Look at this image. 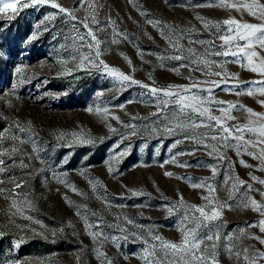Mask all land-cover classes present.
I'll return each instance as SVG.
<instances>
[{
  "label": "rangeland",
  "instance_id": "rangeland-1",
  "mask_svg": "<svg viewBox=\"0 0 264 264\" xmlns=\"http://www.w3.org/2000/svg\"><path fill=\"white\" fill-rule=\"evenodd\" d=\"M27 2L31 5V0ZM7 3L16 4L17 11L13 15L8 8L0 13V132L4 133L0 152L9 150L0 156L4 160L0 165L4 168L0 172V189H4L0 193V232L4 233L0 236V264H106L103 257L97 258L98 252L105 253L112 264H145L140 258L145 249L160 243L153 236L179 242L185 214L193 213L190 206L207 204L202 197L209 195L208 188L191 187L205 178L215 188L214 201L231 206L221 209L219 219L204 222L206 226L199 230L200 235L220 234L216 249L219 264H245L244 248L249 249V254L255 249L264 251V245L249 238L253 234L264 236L259 227H250L264 216L244 207L248 198L264 204L260 195L264 185L251 179L255 176L264 180V160L243 151L238 156L234 147L220 149L224 159L216 153L208 155L211 148L202 146L191 154L196 145L184 139L185 134L209 133V129L199 128L195 133L192 129H177L169 135L165 127L184 120L177 116L175 106L160 112L157 98L148 89L140 84H121L99 64L102 59L141 84L171 91L176 89H168V85L219 81V77L205 75L209 69L203 64L193 70L196 65L180 67L188 65L189 59L170 57H188L187 47L196 49L191 60L202 57L209 46L190 45L189 40L213 41L219 46L222 41L216 33L224 34L227 26L221 24L217 29L215 22L234 18L241 23L260 24L264 21L258 10L253 16L247 10L220 7L219 0H211L212 6H203L209 0H55L71 11L76 17L72 20L52 7V0L28 7L17 4V0ZM257 3L264 4V0ZM93 17L98 24L92 23ZM148 20L169 25L174 37L183 33L180 44L184 50L173 49ZM81 21L87 22L101 41L99 58L94 57L95 46L91 50L87 46L91 38ZM164 31L167 36L168 29ZM114 34L117 43L112 42ZM79 36H85L84 41ZM254 48L264 58V50L258 45ZM218 50L221 49H211ZM90 54L94 64L85 61L80 67V57ZM207 59L215 62L211 71L236 74L227 85L213 87L216 99L238 105L231 112L236 119L228 124L244 125L249 119L257 120L246 109L264 113V105L259 103L264 96L258 91L262 85L252 83L264 80V75L251 71L242 55H209ZM237 59L239 62H234ZM253 59L259 63V58ZM237 84L233 92L223 90ZM249 89L253 95L243 94ZM13 135L17 140L11 139ZM244 138L258 141L259 136L245 131ZM176 140L182 143L173 148ZM207 143L220 148L218 141ZM261 147L264 145L248 146V150L259 155ZM13 148L17 151L12 152ZM173 157L176 163L171 162ZM241 159L250 167L242 165ZM21 162L26 166L22 167ZM211 166L217 168L215 176ZM109 167L113 169L111 173ZM166 172L174 175L166 176ZM229 176H238L245 186L236 184L233 189L235 180L225 183ZM16 184L22 186L16 188ZM12 199L24 209L23 214L13 215L16 209L11 207ZM89 224L93 227L89 228ZM193 226L187 222V227ZM241 229L245 230L243 236ZM91 232L101 235L94 240ZM111 237L117 239L113 241ZM21 238L23 242L17 247ZM226 246H234L233 254ZM235 252H240L241 258ZM158 255L163 258L162 253Z\"/></svg>",
  "mask_w": 264,
  "mask_h": 264
},
{
  "label": "snow or ice",
  "instance_id": "snow-or-ice-1",
  "mask_svg": "<svg viewBox=\"0 0 264 264\" xmlns=\"http://www.w3.org/2000/svg\"><path fill=\"white\" fill-rule=\"evenodd\" d=\"M50 0H31V5H43L49 3ZM83 0H81V3ZM17 4H22L24 7L31 6L27 0H17ZM52 7L59 9L61 13H66L70 16L72 20H75L76 17L71 14V11L67 8L62 7L60 4L55 3V0H52ZM201 6V5H198ZM203 6H212L211 0L207 5ZM218 6L220 7H229L236 9L237 11L240 10H247L251 15L257 16V10L259 12V18L264 21V4L257 3V0H252L251 3H229L228 0H219ZM8 8L13 10V15L17 11V5L12 4L9 5L7 0H0V13H4ZM142 15L147 16V12H142ZM52 17H45V19H51ZM198 19L203 20L202 17H197ZM87 19V18H86ZM149 24L153 27L157 28L160 31L161 36H163L168 43L175 49L177 52H181L184 50L182 44H180V39L183 37V33L181 37H174L172 29L167 24H161L160 21H153L148 20ZM83 27L86 28L88 31L86 35L91 38V41L88 43V48L91 50L95 46L94 57L99 58L101 56V52L99 51V46L101 41L97 38L95 33L93 32L92 28L89 27L88 23L85 21H81ZM92 23L98 24V21L95 18H92ZM113 26L115 22H111ZM223 24L227 26V29L224 34L216 33V36L219 40L222 41V44L216 46L213 41H192L189 40V44L199 43L200 45H208L209 47L205 48V52L202 54V57L191 60V57L196 56V49L193 47H187L186 51L188 53V57L183 55H173L170 58L175 60H185L189 59L190 63L188 65L181 64L180 67H191L192 65H196L193 70H199V65L203 64L205 68L209 69V71L205 72L206 76H216L221 78L219 81L216 80H205L201 81L200 83L192 84L189 86L183 85H168V89H176V91L159 89L156 87H150L147 84H141L140 81L134 80L130 75H126L122 71L117 68L109 67L102 59L99 60V64L103 65L105 72L113 77L115 80L120 82L121 84L125 82H129L131 84H140L143 88L148 89L152 96L157 98L158 101V110L163 112L169 106H175L177 111V116H183L184 120H178L174 127L166 126L165 131L169 135H174L176 130L179 129L181 132H184L186 129H192L193 133H195L196 129L199 128H206L209 129V133L203 134H185L184 139L191 140L196 145V148L193 149L191 154H194L195 151L199 150L202 146L205 149L211 148V151L208 152V155H213L216 153L219 159H224V152L220 149L234 147L237 155L239 156L241 152H246L249 156H253L256 159L264 160V147H261L259 150V155H257L253 151L248 150V146L257 147L258 145H264V113H256L251 108H247L246 111L250 114L251 117H257V120L249 119L248 122L244 125H229L228 121L235 120L236 118L231 115V112L235 110L238 105L233 104L230 101H222L218 100L213 95V87H220L221 84L227 85L229 83V79L235 77L236 74H228L224 71H211L210 69L214 65V61H210L207 59L209 55L215 56H223V57H237L239 58L241 55L247 59V66L253 72H258L261 75H264V58L259 56V53L255 50L254 45H258L261 50H264V22L260 24H253V23H241L234 18H229L223 21H217L214 24V27L217 29L220 28V25ZM208 24L205 22V27ZM165 29H168L169 34L165 36ZM123 35V34H120ZM81 41H84L85 36L78 37ZM126 38V37H125ZM243 41L244 43L241 44L240 42ZM94 42V45L93 43ZM113 43H117L118 41L115 39V34L112 39ZM219 47L218 51L212 52V48ZM235 50H232V49ZM226 49V50H225ZM259 58V63L256 64L253 58ZM163 59V58H162ZM81 63L80 67H84V62L87 61L88 63L94 64V58L90 54L89 56H82L80 57ZM234 62H239L237 59ZM131 64V61H129ZM244 66L243 64L241 65ZM221 69L223 65H219ZM19 71V69L17 70ZM179 71L178 69L176 70ZM252 83L262 85L258 88L260 95L264 96V80L262 81H254ZM202 85H211V87H202ZM239 85H235L233 87H225L224 91L233 92L235 87ZM193 89H197L198 91H193ZM204 93L205 95H202ZM235 94L240 95L241 92H235ZM247 95H253V90L249 89L246 93ZM98 95H102V93H98ZM161 96L163 98H161ZM259 103L264 105V100H260ZM212 105H227V107H219L217 109H213ZM123 107V105H121ZM91 111V109H89ZM99 112L100 109H97ZM107 112V110H104ZM219 112V115L213 114V112ZM155 115V113H154ZM117 120L119 117H115ZM185 120L187 122H185ZM19 131L23 132L25 129L20 128ZM155 131V130H154ZM245 131L251 133H258L259 139L258 141H254L251 139L245 140L244 133ZM133 135L135 132L132 133ZM4 139V133L0 132V140ZM12 140H17V137L13 135L11 137ZM218 141L220 148L217 147L215 144H208L207 141ZM230 141H235V145L230 143ZM22 142V141H21ZM182 143L181 140H176L172 145L175 148L178 144ZM12 152L17 151L16 148L11 150ZM9 150L4 149L3 152H0V156L8 154ZM183 154V153H181ZM168 161H165L167 163ZM172 163H176L175 157H173ZM240 163L245 165L246 167H250L246 165L245 162L241 159ZM4 164V160L0 159V165ZM21 166L25 167L26 165L21 162ZM187 166V165H185ZM264 170V169H262ZM4 168L0 167V172H3ZM108 171L111 173L113 169L109 167ZM211 171L213 176L217 173V168L215 166H211ZM55 175V173L53 174ZM66 175V174H65ZM166 176H173L174 173L166 172ZM251 176V174H249ZM251 179L257 181L258 183L264 185V180H261L255 176H251ZM235 180L232 187L233 189L236 188V184L240 186H245V181L240 179L238 176L232 177L229 176L225 183L229 181ZM63 182V181H60ZM91 183V181H90ZM21 184H16V188H20ZM191 187L193 188H203L207 187L209 195H205L202 197L203 200L207 202L205 206H196L191 205V209L193 213L191 216L185 214L184 222L181 224V233L182 237L179 242H171L164 240L161 236L155 235L153 236L154 241H159L160 243L153 244L150 248L145 249V254L142 255L140 258L145 261V264H219L217 259V242L220 240V234H207L200 235V228L202 226H206L204 222L206 221H214L221 217L222 211L224 207H231L230 205L225 204H217L214 199L212 198V193L215 192V188L207 183V178H205L201 183L192 184ZM93 188L95 189V185L93 184ZM247 188L249 191H252V185L248 184ZM73 191H76L73 188ZM259 191V190H257ZM4 189H0V193H3ZM140 194V193H137ZM260 195L264 197V192H260ZM6 199L8 197H5ZM181 202H183V197H180ZM21 204H26L28 202L21 201ZM11 207L16 209V212L13 215L19 213L23 214L24 209L21 207H17V201L12 199ZM244 207H251L253 210L260 213L264 216V204L257 202L254 198H248L244 202ZM208 209V210H206ZM169 213L173 210L172 208L168 209ZM196 213H199V216H196ZM79 214V213H78ZM30 218V217H29ZM191 221L194 225L193 227H187V222ZM128 223H132L131 220L127 221ZM89 228H92L93 225L89 224ZM250 227H259L260 232L264 233V219L259 220L256 224L250 225ZM4 235L3 232H0V236ZM90 235L93 239H97L98 235H101L97 232H91ZM240 235H245V230H240ZM250 239L256 240L259 244L264 245V236L260 235H251L249 236ZM113 241H115L116 237H111ZM231 239V237H229ZM239 239V237H237ZM23 242L21 238L20 241L16 242V246L18 247L20 243ZM147 243V241H145ZM234 246H226V250L231 255L233 254ZM158 252L162 253L163 258L158 255ZM236 257L239 259L241 258L240 252L234 253ZM104 258L106 260V264H112L111 260H107L106 254L103 252L97 253V258ZM242 259L244 260L245 264H259L261 260H264V251L259 249H255L251 254H249V249H243V256Z\"/></svg>",
  "mask_w": 264,
  "mask_h": 264
}]
</instances>
